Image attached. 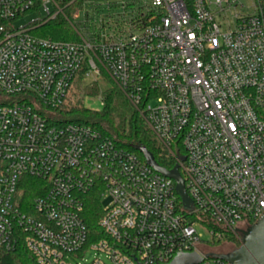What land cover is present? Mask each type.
<instances>
[{"label":"built area","instance_id":"1","mask_svg":"<svg viewBox=\"0 0 264 264\" xmlns=\"http://www.w3.org/2000/svg\"><path fill=\"white\" fill-rule=\"evenodd\" d=\"M35 10L45 17L15 24ZM60 15L95 29L36 34ZM101 72L179 165L190 209L136 152L49 121L80 73ZM0 91V249L22 244L37 264H166L182 252L231 264L206 256L198 228L217 241L264 214V0H0ZM25 176L42 181L31 201ZM92 193L110 198L99 237L84 217Z\"/></svg>","mask_w":264,"mask_h":264},{"label":"trees","instance_id":"2","mask_svg":"<svg viewBox=\"0 0 264 264\" xmlns=\"http://www.w3.org/2000/svg\"><path fill=\"white\" fill-rule=\"evenodd\" d=\"M36 34L57 40L77 39L71 26L63 19L56 18L36 29ZM81 74V73H80ZM111 90L105 92L101 108L93 109L83 105L64 106L45 111L52 124H64L68 122L84 123L100 130L104 135L111 137L118 145L136 152L144 159L142 153L130 146L138 143L147 147L154 155L155 160L163 167L173 168L176 164L173 156L168 153L153 137L152 132L145 123L140 110L135 107L124 92L116 84H112ZM88 93V92H87ZM0 91V95H1ZM22 186V199L31 201L35 196L43 194L40 186L42 181L25 176ZM102 214V203L96 193H92L86 202L84 217L92 236H102L98 226V220ZM251 221L249 224H253ZM211 226H214L210 223ZM218 229V227H215ZM224 238L235 249L241 245L242 235L233 231L223 230ZM216 241V240H214ZM216 242H220L217 240ZM215 242V243H216ZM0 264H37L27 249L20 244L13 251L0 249Z\"/></svg>","mask_w":264,"mask_h":264},{"label":"rangeland","instance_id":"3","mask_svg":"<svg viewBox=\"0 0 264 264\" xmlns=\"http://www.w3.org/2000/svg\"><path fill=\"white\" fill-rule=\"evenodd\" d=\"M89 16V15H88ZM45 17V13L43 11H31L30 13L26 14L22 18H19L15 24L17 26L27 25L34 20H39L40 18ZM57 18L65 20L72 28L75 35H78L77 30L84 36L88 37V33L93 31L95 28L87 23L88 25H81L78 26L73 25L70 21L63 15L58 16ZM72 18V17H71ZM94 28V29H93ZM112 84H115L114 80L111 78L109 74L106 72H101V76L94 77V76H86L85 73L79 74L64 102V106H72V105H83L93 109H99L102 106V99L105 96V92L111 90ZM88 92V93H87ZM5 100V98L0 95V101ZM50 111V110H48ZM153 137L155 138L154 134L152 133ZM102 207H107L110 203V198L108 196H103L101 199ZM248 225L240 224L239 229H246ZM199 232L204 241L202 249L207 253H225L229 252L231 246L227 243V240L221 239L220 242L213 241V235L208 232L207 229L199 227ZM224 229V228H221ZM231 232V231H230ZM235 233H240L236 231ZM241 234V233H240ZM216 242V243H215ZM95 252H89L86 254L83 260L80 259L82 263L92 261L95 258Z\"/></svg>","mask_w":264,"mask_h":264},{"label":"water","instance_id":"4","mask_svg":"<svg viewBox=\"0 0 264 264\" xmlns=\"http://www.w3.org/2000/svg\"><path fill=\"white\" fill-rule=\"evenodd\" d=\"M130 146L140 151L146 163L155 171L175 181L176 191L184 207L190 209L192 207V200L186 191L179 165L175 164L173 168L168 169L161 166L155 160L154 155L146 146L138 143H131ZM236 230L242 235L241 245L239 247L226 253H209L206 256L217 257L231 264H264V214L246 229L236 228ZM203 259V256L198 252H182L178 253L166 264H199Z\"/></svg>","mask_w":264,"mask_h":264},{"label":"flooded vegetation","instance_id":"5","mask_svg":"<svg viewBox=\"0 0 264 264\" xmlns=\"http://www.w3.org/2000/svg\"><path fill=\"white\" fill-rule=\"evenodd\" d=\"M226 253V252H225Z\"/></svg>","mask_w":264,"mask_h":264}]
</instances>
